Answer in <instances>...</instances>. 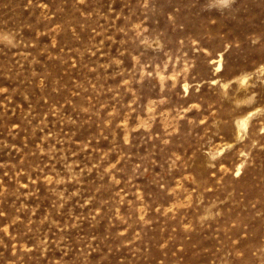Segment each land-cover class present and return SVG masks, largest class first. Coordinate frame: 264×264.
<instances>
[{
    "label": "rangeland",
    "instance_id": "obj_1",
    "mask_svg": "<svg viewBox=\"0 0 264 264\" xmlns=\"http://www.w3.org/2000/svg\"><path fill=\"white\" fill-rule=\"evenodd\" d=\"M0 264H264V0H0Z\"/></svg>",
    "mask_w": 264,
    "mask_h": 264
},
{
    "label": "bare ground",
    "instance_id": "obj_2",
    "mask_svg": "<svg viewBox=\"0 0 264 264\" xmlns=\"http://www.w3.org/2000/svg\"><path fill=\"white\" fill-rule=\"evenodd\" d=\"M245 80H244V84H245ZM247 125H248V120L247 119H243V121H242V127H247Z\"/></svg>",
    "mask_w": 264,
    "mask_h": 264
}]
</instances>
